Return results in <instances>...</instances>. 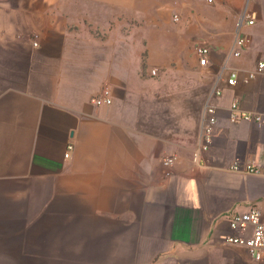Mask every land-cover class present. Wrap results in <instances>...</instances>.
I'll return each instance as SVG.
<instances>
[{
  "label": "crops",
  "instance_id": "crops-1",
  "mask_svg": "<svg viewBox=\"0 0 264 264\" xmlns=\"http://www.w3.org/2000/svg\"><path fill=\"white\" fill-rule=\"evenodd\" d=\"M157 1L0 0V264L249 262L220 238L233 213L264 217V125L229 119L234 100L264 112V80L242 82L264 60V0L185 3V34ZM210 100L219 121L199 156Z\"/></svg>",
  "mask_w": 264,
  "mask_h": 264
},
{
  "label": "built area",
  "instance_id": "built-area-1",
  "mask_svg": "<svg viewBox=\"0 0 264 264\" xmlns=\"http://www.w3.org/2000/svg\"><path fill=\"white\" fill-rule=\"evenodd\" d=\"M209 4H212L214 0H207ZM178 19V17H177ZM256 22V15L253 11L247 10L242 15L239 26H252ZM33 46L39 47L40 35L35 33L31 37ZM250 43V39L245 36H239L236 40L237 49L233 55L235 57H241L242 49H244ZM211 50L202 46L198 49L199 62L202 66L209 64V55ZM157 70H153L152 74L157 75ZM258 78L264 80V60H260L254 70L250 71L246 77L242 80L243 84L248 85L252 81ZM239 75L236 71H231L226 79V84L229 87H235L238 85ZM223 95V89L215 87L212 93L211 99H217ZM93 103L100 107L105 105H111L113 103V94L110 88L103 89L100 96L93 99ZM230 122L237 123H255L257 125H264V112L246 111L240 107L239 101L234 100L230 105ZM219 117L216 105L213 101H208L204 107L203 113V127L201 132V145L199 150V156L202 152H207L211 149L214 140V130L218 125ZM74 150V145L70 144L67 148L65 158L69 159L71 153ZM176 162V157H167L164 160V165L167 168H171ZM230 171L242 173V174H262L263 170L253 165H246L244 168L235 163L230 168ZM230 233L223 234L221 236V242L226 247H238L246 249L250 260L246 264H264V217L261 209L258 206L251 207L245 212H236L228 217Z\"/></svg>",
  "mask_w": 264,
  "mask_h": 264
},
{
  "label": "rangeland",
  "instance_id": "rangeland-1",
  "mask_svg": "<svg viewBox=\"0 0 264 264\" xmlns=\"http://www.w3.org/2000/svg\"><path fill=\"white\" fill-rule=\"evenodd\" d=\"M176 1L175 0H162V1H157L158 4H163L165 9H167L166 11L170 12L169 13V19L170 21L166 22L165 25H166V28L168 29V32H174V33H177L179 32V34H185L183 33L184 31L182 30H178L179 26H181L184 21H183V16L181 15L184 10H185V3H190V6H192L193 8L195 7V9H199V8H202V6H200L198 4L197 1L195 0H190V1H181V0H177L176 4H174L173 6H171L173 3H175ZM197 2V3H196ZM160 7V6H158ZM174 14H177L178 16H180L179 18L180 21L177 19V16H175V21L172 20V16ZM198 47L196 49L197 53H198Z\"/></svg>",
  "mask_w": 264,
  "mask_h": 264
}]
</instances>
